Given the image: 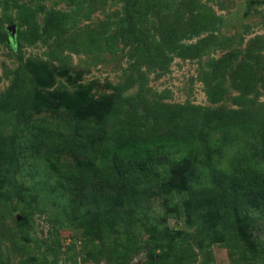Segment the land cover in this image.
Returning <instances> with one entry per match:
<instances>
[{"label":"rangeland","instance_id":"rangeland-1","mask_svg":"<svg viewBox=\"0 0 264 264\" xmlns=\"http://www.w3.org/2000/svg\"><path fill=\"white\" fill-rule=\"evenodd\" d=\"M161 135L264 169V0H0V264H264V216L188 218L182 175L99 189ZM184 149L157 156L162 178ZM72 167L69 187L50 177Z\"/></svg>","mask_w":264,"mask_h":264},{"label":"trees","instance_id":"trees-1","mask_svg":"<svg viewBox=\"0 0 264 264\" xmlns=\"http://www.w3.org/2000/svg\"><path fill=\"white\" fill-rule=\"evenodd\" d=\"M75 139L74 142L70 141L67 145L71 146V143H73L72 146H76L77 140ZM69 146L63 149L62 153L64 155L75 153V148ZM174 146H178L179 149L184 147L185 155L178 157L176 160L174 159L171 170H168L167 176L162 178L158 165L165 162V157L160 159L157 156L165 149ZM6 148V146L0 147V157L6 156L4 155L8 149ZM117 154L124 159L128 158L127 165H119L118 171L113 167L115 170L112 169V173L105 170L103 172L105 176L95 180L96 185L102 191L107 189L114 193L119 192L121 186L113 179V176L116 175L125 177L124 188L139 190L164 185L168 176L175 177L178 174L184 176L194 190H191L189 195L184 197L185 200L182 205L188 218H191L192 213L195 212L191 207L194 206V203L202 208V211L210 216L209 218L221 224H227L238 219L242 214L264 216V169L259 168L255 159L250 156L236 157L232 160L231 163L234 168L232 172H229L226 168L223 169L222 166H219L220 163L226 160L223 147L204 144L201 148H198L195 141L186 142L165 135L158 136L148 143L132 144L124 150H120V153L117 152ZM108 157L110 156L108 155L106 158ZM139 161L143 166L141 170L138 168ZM22 162L27 166L26 162ZM87 162L88 160L85 159L81 163L83 170L87 168ZM149 163H152L151 166L158 170L154 175H150L151 167H148ZM139 170L141 172H138ZM77 172L78 168L72 167L57 171V176L50 177L54 179L56 185L63 180L69 187L73 175ZM210 174L216 175L217 179L224 176V185L219 182L209 189L198 187L200 184L206 185L205 178ZM45 177L46 181L51 180L48 176ZM226 187H228V190ZM77 205L76 201L71 200L69 203L70 209L74 210L73 214H77L75 212ZM146 228L151 236H155L156 232L150 224L147 223Z\"/></svg>","mask_w":264,"mask_h":264},{"label":"water","instance_id":"water-1","mask_svg":"<svg viewBox=\"0 0 264 264\" xmlns=\"http://www.w3.org/2000/svg\"><path fill=\"white\" fill-rule=\"evenodd\" d=\"M8 31H9V36H10V40L16 44V36H17V25L16 24H13L11 26H9L8 28Z\"/></svg>","mask_w":264,"mask_h":264}]
</instances>
